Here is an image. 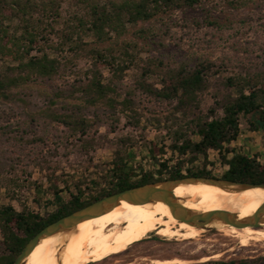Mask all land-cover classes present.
Returning <instances> with one entry per match:
<instances>
[{"label": "trees", "instance_id": "16d2710c", "mask_svg": "<svg viewBox=\"0 0 264 264\" xmlns=\"http://www.w3.org/2000/svg\"><path fill=\"white\" fill-rule=\"evenodd\" d=\"M200 1L0 0V110L2 100L17 99L28 105L25 90L29 84L53 80L62 63L58 55L69 52L70 58L61 59L70 63L85 58L91 61V67L68 86L44 92L47 105L31 112L28 122L57 127L65 141L79 145L87 157L99 143L96 127L105 123L97 111H108L111 121L117 123L119 106L127 119L138 123L134 100L138 92L166 101L171 111L184 115L182 121L166 127L169 144L148 141L152 169H143L136 161L131 163L129 142L127 148L114 150L98 179L73 176L58 184L56 177L49 176L47 182L34 183L39 193L33 198L35 204L41 202L43 192L52 195L55 202V208L44 215L25 204L21 210L10 203L0 204V264H12L45 225L103 196L164 179L216 177L208 167L213 165L209 152H214L224 168L218 178L264 183V157L246 154L232 145L242 133L241 117L246 119L248 130L263 132L264 139V68H245L227 75L222 82L225 91L214 94V103L203 111L198 96L209 87L213 62L171 66L157 57L143 60L136 43L119 41L127 24L173 8L192 7ZM226 1L233 7L246 3ZM65 2L73 8L66 16L62 14ZM132 70L138 71L134 85L119 89ZM200 157L201 164H195ZM7 169L0 163V190ZM8 183L14 188L17 185L12 178ZM193 264H264V256Z\"/></svg>", "mask_w": 264, "mask_h": 264}, {"label": "rangeland", "instance_id": "374dc122", "mask_svg": "<svg viewBox=\"0 0 264 264\" xmlns=\"http://www.w3.org/2000/svg\"><path fill=\"white\" fill-rule=\"evenodd\" d=\"M245 2L233 7L226 0H201L192 7L159 12L148 20L127 24L119 41L136 43L138 56L143 60L157 57L171 66L179 63L193 65L202 60L213 62L209 87L198 96L200 107L205 111L214 103L213 95L225 91L222 82L227 75L245 68H264V0ZM72 9L70 3L65 2L62 14L66 16ZM62 56L70 58L72 54L65 52L58 55L62 63L53 80L29 84L30 87L25 90L28 105L17 99L1 102L0 163L9 169L3 174L0 204L10 203L17 210L25 204L44 215L55 208V202L52 195L43 192L41 202L35 204L33 198L39 193L34 189V183L47 182L49 176L56 177L58 184L65 179H74L73 176L98 179L114 150L127 148L129 142L132 145L128 149L131 163L136 161L143 169H152L154 161L147 152L148 141L169 144L166 127L184 119L182 113L171 111L166 101L138 92L134 97L138 123L127 119L119 106L116 108L120 113L117 123L111 121L108 111H97L104 117L105 123L96 127L99 143L90 152V158L87 157L79 145L67 143L57 127L28 122L31 112L44 109L47 105L44 92L68 86L76 78L84 77L91 67V61L85 58L67 63L61 59ZM104 73L107 74L106 71ZM137 79V70L128 72L119 89L132 87ZM247 125L246 119L241 117L242 133L232 145L238 151L264 157L263 132L250 131ZM38 136L42 140L31 141ZM201 160L200 157L195 164L200 165ZM209 160L213 165L208 167L216 177L220 176L224 168L215 159L214 152H209ZM9 178L16 180L15 188L9 185ZM228 229L212 228L185 240L167 239L159 231H153L124 251L111 252L99 262L85 264H153V260L171 259H181L184 261L181 264H193L264 256V241L251 240L241 246Z\"/></svg>", "mask_w": 264, "mask_h": 264}, {"label": "bare ground", "instance_id": "6f19581e", "mask_svg": "<svg viewBox=\"0 0 264 264\" xmlns=\"http://www.w3.org/2000/svg\"><path fill=\"white\" fill-rule=\"evenodd\" d=\"M173 193L182 198L180 202L183 205L191 209H233L238 217L250 215L264 200V189L261 188L230 192L204 183L177 185ZM111 222V226L105 229ZM153 231H159L167 239L181 240L195 238L200 233V229L192 225L179 223L161 201L133 204L122 200L107 212L78 223L71 232L42 239L32 249L25 264L99 262L111 252H120ZM228 231L238 239L241 246L251 240L264 241V224L260 228L230 226ZM183 262L181 259L152 261L153 264Z\"/></svg>", "mask_w": 264, "mask_h": 264}, {"label": "water", "instance_id": "95a60500", "mask_svg": "<svg viewBox=\"0 0 264 264\" xmlns=\"http://www.w3.org/2000/svg\"><path fill=\"white\" fill-rule=\"evenodd\" d=\"M204 183L217 186L230 192H241L249 188L264 189V183L232 181L218 177L186 176L183 178L164 179L160 181L133 186L112 194L103 196L92 203L79 208L57 220L45 225L23 247L12 264H25L32 249L44 238L59 233L71 232L75 226L87 219L107 212L117 206L122 200L133 204L161 201L167 205L170 213L178 222H184L201 231L216 227H253L260 228L264 224V200L250 215L238 217L236 211L216 209L199 211L183 205L174 195L173 188L183 184Z\"/></svg>", "mask_w": 264, "mask_h": 264}]
</instances>
